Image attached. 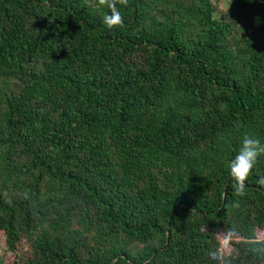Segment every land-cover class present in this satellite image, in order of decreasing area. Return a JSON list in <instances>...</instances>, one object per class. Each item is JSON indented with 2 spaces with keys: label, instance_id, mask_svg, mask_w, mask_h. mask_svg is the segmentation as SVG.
<instances>
[{
  "label": "trees",
  "instance_id": "obj_1",
  "mask_svg": "<svg viewBox=\"0 0 264 264\" xmlns=\"http://www.w3.org/2000/svg\"><path fill=\"white\" fill-rule=\"evenodd\" d=\"M0 0V239L12 264H264V0ZM235 228L229 248L221 236Z\"/></svg>",
  "mask_w": 264,
  "mask_h": 264
},
{
  "label": "clouds",
  "instance_id": "obj_2",
  "mask_svg": "<svg viewBox=\"0 0 264 264\" xmlns=\"http://www.w3.org/2000/svg\"><path fill=\"white\" fill-rule=\"evenodd\" d=\"M129 0H98L100 6L106 7L109 12L103 15V23L109 28L123 27L124 19L117 7V5L127 6ZM264 155V144L254 136L245 135L242 139L241 147L235 158L229 163L230 175L233 178L234 194L237 196L245 195L246 180L252 173L255 165L258 162V158ZM258 183L264 185V177L258 181ZM238 236V232L233 227L227 230L223 240H221V246L224 249H228L230 243L234 237ZM254 245L253 252L257 253L260 257L264 258V241L257 236L251 241ZM214 258L218 261V264H230L226 261L225 257L217 256L214 254Z\"/></svg>",
  "mask_w": 264,
  "mask_h": 264
},
{
  "label": "rangeland",
  "instance_id": "obj_3",
  "mask_svg": "<svg viewBox=\"0 0 264 264\" xmlns=\"http://www.w3.org/2000/svg\"><path fill=\"white\" fill-rule=\"evenodd\" d=\"M232 0H221L218 3L216 15L224 18L231 10ZM260 236H264V233L259 232ZM221 240L223 237L221 236ZM223 248V247H222ZM224 249V248H223ZM15 254L11 251L3 238L0 239V264H12L14 262Z\"/></svg>",
  "mask_w": 264,
  "mask_h": 264
}]
</instances>
